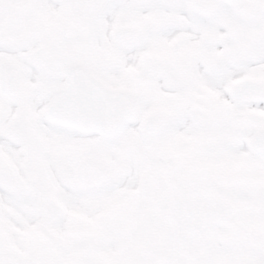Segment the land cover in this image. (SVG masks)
<instances>
[{
    "label": "snow or ice",
    "instance_id": "snow-or-ice-1",
    "mask_svg": "<svg viewBox=\"0 0 264 264\" xmlns=\"http://www.w3.org/2000/svg\"><path fill=\"white\" fill-rule=\"evenodd\" d=\"M0 264H264V0H0Z\"/></svg>",
    "mask_w": 264,
    "mask_h": 264
}]
</instances>
